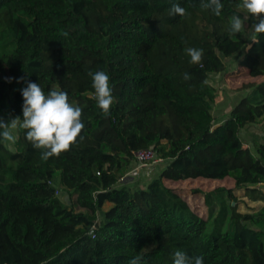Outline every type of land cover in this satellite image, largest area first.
<instances>
[{
    "label": "trees",
    "instance_id": "1",
    "mask_svg": "<svg viewBox=\"0 0 264 264\" xmlns=\"http://www.w3.org/2000/svg\"><path fill=\"white\" fill-rule=\"evenodd\" d=\"M221 2L219 17L206 10L211 30L199 46L202 61L185 66L187 16L169 10L179 3L193 14L200 0H0L13 31L22 15L33 28L25 44L22 32L0 55V117L23 118L21 89L34 82L46 94L65 91L85 125L82 139L47 161L27 139L10 152L0 137V264H129L136 256L140 264H173L177 250L203 256V264H264V206L242 214L235 193L264 204V142L253 153L240 138L264 116V34L255 33L258 43L240 62L262 82L214 127L208 79L223 71L219 54L228 41L235 50L246 46L243 32H228L232 15L247 14L237 7L241 0ZM157 50L172 69L155 65ZM100 70L115 98L107 117L89 76ZM156 119L162 129L147 130ZM145 149L166 162L175 181L232 175L235 187L202 194L208 214L198 216L162 176L144 189L117 186L119 171ZM56 177L69 204L56 195Z\"/></svg>",
    "mask_w": 264,
    "mask_h": 264
},
{
    "label": "rangeland",
    "instance_id": "2",
    "mask_svg": "<svg viewBox=\"0 0 264 264\" xmlns=\"http://www.w3.org/2000/svg\"><path fill=\"white\" fill-rule=\"evenodd\" d=\"M0 55L9 54L15 47L22 32L26 33L24 44L28 37L33 33V28L30 19L25 16H19L18 27L16 31L12 30L7 16H0ZM208 15L205 9L195 11L186 17V47L198 48L203 43L208 42V33L211 30L208 24ZM255 38V32L252 26L245 25L243 32V40L246 44L243 48L235 50L230 41L222 48L219 56L224 64L222 72L210 75L208 83L214 88L215 102L212 107V116L214 119V127L221 124L231 112L244 105V98L247 96L255 86L262 82V77H250L248 71L240 65L241 60L245 57L249 44ZM155 65L163 69H172L168 60L162 55L160 50H157L153 56ZM183 65H191L190 57L186 51L184 59L181 61ZM162 124L159 119L154 120L147 128V130H161ZM19 139L15 144L3 142V148L15 152L19 147H26L27 140L24 134L18 130ZM240 138L243 142L244 148H249L253 153L257 149L259 143L264 142V116L257 119V121L245 130L240 132ZM157 165L147 164L143 169H137L135 162L132 160L129 166L122 168L118 173L119 187H128L132 189H144L147 184L153 179L162 176L163 182L173 190H176L188 202L191 209L198 216H207V210L203 204L202 194L213 191L216 188L224 187L226 189H233L235 187L233 176L230 175L223 180L213 181L206 179H191L186 181H175L171 179L169 174L165 171V166L156 167ZM54 185L58 188V198L65 202L67 195L58 185V178L54 179ZM260 186H258L259 188ZM240 201L243 202L238 211L242 214L256 215L257 212L264 206L259 201H252L248 197H242V191H235ZM67 204L68 201H66ZM109 208L106 204L103 210ZM101 219L100 214L96 215L95 222ZM264 226V225H263ZM253 228H259L252 225Z\"/></svg>",
    "mask_w": 264,
    "mask_h": 264
},
{
    "label": "clouds",
    "instance_id": "3",
    "mask_svg": "<svg viewBox=\"0 0 264 264\" xmlns=\"http://www.w3.org/2000/svg\"><path fill=\"white\" fill-rule=\"evenodd\" d=\"M200 7L205 10L211 9L212 13L219 17L224 4L221 0H200ZM237 7L247 14L243 17L237 14L231 16L229 34L237 35L244 32L249 18H254L253 31L264 34V0H241ZM169 14L181 17L188 15L186 8L179 3L172 4ZM252 43L258 41L253 38ZM250 48L251 44L248 46V49ZM185 51L191 63L198 64L202 61L203 49L189 47ZM89 76L97 106L107 117L115 103L109 74L100 70L89 72ZM23 79L21 77L17 82ZM184 79H190V75L185 73ZM21 95L23 118L17 116L5 122L3 117H0V137L4 141L15 144L19 139L18 130H26V139L35 149L42 150L40 159L47 161L50 157L69 151L78 139H82L81 133L85 127L82 121V108L70 102L65 91L57 87L46 94L40 84L27 82V86L21 89ZM141 259L140 256H136L129 264H140ZM173 264H203V256L189 257L184 251L177 250L174 253Z\"/></svg>",
    "mask_w": 264,
    "mask_h": 264
},
{
    "label": "built area",
    "instance_id": "4",
    "mask_svg": "<svg viewBox=\"0 0 264 264\" xmlns=\"http://www.w3.org/2000/svg\"><path fill=\"white\" fill-rule=\"evenodd\" d=\"M134 162L137 169H143L147 164L157 165L156 167L165 166L166 162L156 157L155 153L151 149L139 150L133 153ZM57 196L59 193L57 192ZM67 200V197L66 199ZM66 202V201H65ZM95 224L90 228L89 234L93 236Z\"/></svg>",
    "mask_w": 264,
    "mask_h": 264
}]
</instances>
